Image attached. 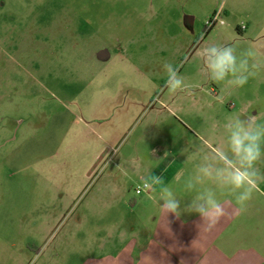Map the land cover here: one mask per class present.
<instances>
[{"label": "rangeland", "instance_id": "rangeland-1", "mask_svg": "<svg viewBox=\"0 0 264 264\" xmlns=\"http://www.w3.org/2000/svg\"><path fill=\"white\" fill-rule=\"evenodd\" d=\"M212 45L233 47L238 60L253 52L255 75L243 87L211 80L201 51ZM168 63L183 90L164 86ZM119 96L130 101L120 118L130 135L103 161L128 174L119 181L123 202L98 216L103 230L142 199L137 161L153 155L154 164L174 150L172 159L198 171L187 159H211L202 140L223 144L211 148L222 156L229 117L264 124V0H0V264H83L89 256L96 216L85 214L89 198L77 197L105 145L99 124L89 123L96 111H115L110 99ZM257 166L264 173V159ZM258 187L254 210L244 209L253 237L264 225V182ZM132 218L124 215L125 227Z\"/></svg>", "mask_w": 264, "mask_h": 264}, {"label": "crops", "instance_id": "crops-1", "mask_svg": "<svg viewBox=\"0 0 264 264\" xmlns=\"http://www.w3.org/2000/svg\"><path fill=\"white\" fill-rule=\"evenodd\" d=\"M248 30L247 28L246 31ZM175 95L171 96L170 102L175 101ZM125 100L121 96L117 99L113 97L110 101L118 104L117 109L104 112L100 116L96 114L98 113L96 111L92 114L93 120L89 123V125L99 124L98 129L103 130L105 134V145L98 151L95 159L89 165L90 167H87L86 170L88 172L90 170L87 184L79 190L80 192L78 191L79 197L77 198L80 199L83 196L89 198V202L85 206V214L90 213L96 216L95 234L97 237L88 244L89 256L85 258L83 264H264V235L262 234L264 225L262 226V221L256 225L255 230L257 228L258 230L254 237L250 236L249 231V236H247V225L251 224V215L248 214L249 217L246 218L244 210L241 211L234 196L231 197L234 195L231 190L221 188L215 181L204 177L197 170L189 171L185 162L178 164L177 160L172 159V155H175L174 150L165 154L162 159L158 158L154 164L152 163L153 155L147 157L146 160L150 162L146 165H142L140 160L136 162V164L139 163L137 173L143 177V184L151 175L160 176L163 186L172 188L177 197L182 200V208L191 201L196 193L211 189L224 207V215L219 221L209 226L196 213L182 212L180 217L166 214L160 207V204L163 203L159 199L161 186H156L141 196L136 194L142 199L140 202L134 200L130 204L132 208L127 214V205L121 210L117 208L120 211L117 220L121 218V222L112 227L110 224V226L106 225L105 230L102 229L103 225L98 223L100 221L98 216L109 215L110 211L116 209L115 204L110 203L111 201L120 202L122 200L123 202L124 200V181L120 184L119 181L120 177L124 179L128 173L120 163H116L118 165L114 166L110 164L111 160H103L106 153L109 152V148L117 150L130 135V130L126 132L120 121V118L129 113L124 112L122 102H126ZM127 101L130 103L129 100ZM127 108L130 110L129 105ZM97 127L92 126L91 131L96 132ZM223 146L218 143L220 152L224 150ZM207 148L211 149L213 145L207 142ZM104 150H108V152H104ZM197 151L198 153L203 152L200 149ZM214 153L219 155V151H214ZM187 161H190L194 168L195 166H209L213 163L211 159L188 158ZM257 167L263 173L261 168ZM188 182L194 185L191 191H186ZM67 197L60 195V198ZM71 198L75 199L73 196ZM244 209L253 211V200L248 201ZM116 213L117 210L114 214ZM124 215L133 216L131 226L125 227ZM239 217H245V220L238 224ZM259 218L264 219L261 214ZM79 220L82 222L81 218ZM116 230L118 238L114 241L112 235ZM103 231L108 237H101ZM129 234L132 237H128ZM254 238H262L256 242L258 247Z\"/></svg>", "mask_w": 264, "mask_h": 264}, {"label": "clouds", "instance_id": "clouds-1", "mask_svg": "<svg viewBox=\"0 0 264 264\" xmlns=\"http://www.w3.org/2000/svg\"><path fill=\"white\" fill-rule=\"evenodd\" d=\"M244 57L238 60L235 49L231 46H207L202 49L201 57L207 76L216 82L226 81L234 87H243L249 78L255 75L249 65V58L254 56L251 51L241 53ZM167 79L165 87L175 92L185 88V81L179 75V69L168 63L164 65ZM227 132L226 151L223 155L213 153L202 140L199 146L206 149L213 161L209 166H201L198 171L209 180L215 181L221 188H228L233 193L235 202L243 211L246 203L259 190V184L264 182V173L257 167L264 159V124L253 119L244 120L239 115L229 117L223 124ZM213 147H218L214 143ZM230 153V155H229ZM219 165V166H217ZM145 183L151 188L160 187L159 199L161 209L166 214L180 217L182 212L196 213L209 226L214 225L224 215V207L216 193L209 189L196 193L191 201L181 207V199L168 186H163L160 176L151 175ZM194 185L188 182L186 191H191Z\"/></svg>", "mask_w": 264, "mask_h": 264}, {"label": "built area", "instance_id": "built-area-1", "mask_svg": "<svg viewBox=\"0 0 264 264\" xmlns=\"http://www.w3.org/2000/svg\"><path fill=\"white\" fill-rule=\"evenodd\" d=\"M218 17V16H217ZM217 20H215V21H212L211 23H210V25H211V27H214L216 24H217ZM222 24H224V22L222 21ZM151 190V187H149V185L147 184V183H145V184H143L142 186H138L137 188H136V194L138 195V196H141V195H143L144 193H146V192H148V191H150Z\"/></svg>", "mask_w": 264, "mask_h": 264}]
</instances>
